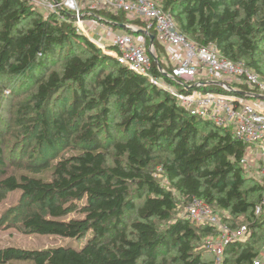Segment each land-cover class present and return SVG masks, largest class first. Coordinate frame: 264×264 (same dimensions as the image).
<instances>
[{
  "label": "trees",
  "instance_id": "16d2710c",
  "mask_svg": "<svg viewBox=\"0 0 264 264\" xmlns=\"http://www.w3.org/2000/svg\"><path fill=\"white\" fill-rule=\"evenodd\" d=\"M155 1L189 40L214 46L222 57L264 78V0ZM100 14L116 28L129 24L125 15ZM109 63H115L114 69L106 72L102 68ZM57 65L60 69L50 72ZM153 74L161 76L155 64ZM6 77L35 85L22 108L33 115L26 134L38 126L39 144L61 143L73 153L56 162L25 165L36 175L48 173L45 178H1L0 194L22 193V232L69 239L80 247L7 248L0 251V264H216L214 254L211 263L205 258L211 252L204 244L220 230L208 224L194 227L177 216L180 202L195 199L225 213L222 223L231 231L246 219V239L229 243L221 264L231 259L253 264L259 257L264 183L250 185L246 178L244 143L230 130L191 116L149 79L103 55L77 32L71 16L45 18L26 1L0 0V108ZM204 90L221 92L215 86ZM60 93L70 101H63L51 119L52 100ZM118 116L121 139L112 131ZM2 156L0 149L1 167ZM158 168L168 186L155 177ZM132 208L137 219L128 223ZM163 250L175 253L160 258Z\"/></svg>",
  "mask_w": 264,
  "mask_h": 264
},
{
  "label": "built area",
  "instance_id": "2783aa9c",
  "mask_svg": "<svg viewBox=\"0 0 264 264\" xmlns=\"http://www.w3.org/2000/svg\"><path fill=\"white\" fill-rule=\"evenodd\" d=\"M23 1L58 13L62 19L71 16L77 32L86 37V27L97 28L103 23L95 12L125 15L129 24L122 33L118 32L122 29L107 21L103 32L108 34V44L114 49L109 47L105 53L166 91L191 116L230 130L246 146L241 162L244 169L257 163L264 179V78L259 74L222 57L212 45L203 47L189 40L178 29L174 16L155 0ZM154 41L164 50L165 64L159 60ZM154 64L160 71L159 77L153 74ZM161 65H167L168 69ZM210 86L221 92L204 90ZM245 95L256 98L248 99ZM260 210L261 207L257 208V212ZM187 211L199 224L216 226L223 233L219 243L213 240L205 243V248L214 253L216 264L222 263L229 243L246 239V226L233 233L203 200H193ZM253 264H264V259L257 258Z\"/></svg>",
  "mask_w": 264,
  "mask_h": 264
},
{
  "label": "rangeland",
  "instance_id": "374dc122",
  "mask_svg": "<svg viewBox=\"0 0 264 264\" xmlns=\"http://www.w3.org/2000/svg\"><path fill=\"white\" fill-rule=\"evenodd\" d=\"M38 13H40L45 18L56 16L59 17L58 13L49 10H42L38 7H34ZM86 8L88 6L86 5ZM95 15L103 22L100 23V26L97 28L94 26L86 27L85 32L88 35V38L95 43L96 47L101 51L103 55L108 57V54L105 53V50L109 49V37L107 33L103 32V29L106 28V23L109 20L108 16L102 15L100 13H96ZM60 18V17H59ZM89 18V16H88ZM62 19V18H60ZM104 24V25H103ZM74 27L76 25L74 23ZM119 32V31H118ZM121 33V32H120ZM141 41V39H139ZM104 47V48H101ZM106 47V48H105ZM156 53L159 57V60L165 64L166 58L164 52H160L156 48ZM113 58V57H112ZM115 63L105 64L102 68L105 69L106 72L113 71ZM167 66V65H166ZM60 65L54 66L51 68L50 72L57 69H60ZM261 67L264 69V59H261ZM95 75H98L96 72ZM2 83V87L4 89V103L0 108V149L3 153V165L0 166V179L7 176H16L20 177L23 175L31 176V177H47L48 173L36 175L31 172L26 164L31 165H39L44 163L45 161L56 162L62 156L70 155L73 153L71 148L65 147V145L53 144V147H49L45 142H38L39 136V127L36 126L34 131L29 134H26V129L32 127V123L30 122V118L33 115H28L29 113L23 112L22 108L29 102L32 93L35 90V85L31 83H27L25 78L19 77L16 79H12L6 77ZM95 84L92 86L94 87ZM92 87V88H93ZM94 89V88H93ZM70 101V96L65 98L62 93L54 97L52 100V106L50 107L49 116L52 119L55 117V113L58 111V108L61 107L63 101ZM96 111L89 112L87 117L93 115ZM121 122V117H115L114 124L112 127V131L118 136L119 139L122 137L121 130H119L118 124ZM50 139V138H49ZM246 178L250 180V185L252 184H260L264 183V179L259 170V164L255 163L253 166L245 168ZM155 177L162 182L165 186H168L166 180H164L163 175L161 174V169L158 168L155 174ZM179 198L178 195H176ZM22 193L20 191L1 193L0 194V251H3L7 248H17L22 250H44L50 248H56L59 246L72 245L76 248L80 247V243L78 244L75 241L64 239L56 236H44V235H35V234H26L22 232L18 227V222L20 220V216L25 213L24 206L21 204ZM140 202L136 201L135 205H138ZM191 203H182L180 202V206L178 209L177 216L188 218L192 221L194 227L198 226V222L194 219L190 218L188 215V207ZM22 207V208H21ZM13 212L11 215L10 213ZM223 222V219L226 216L225 213L215 212ZM257 215L261 214V210L256 213ZM8 217V218H7ZM128 223H131L137 219L136 211L132 208L127 213ZM8 220V222H7ZM7 222V223H6ZM246 219L243 217L238 220L236 223V227L232 232L239 233L242 227L246 226ZM219 229V228H218ZM220 230V229H219ZM220 235L212 238H207L206 241L213 240L215 243H219L222 240L223 233L220 230ZM257 249L259 250V259H264V238H260V234L258 236ZM206 243V242H205ZM198 243L197 245H199ZM204 249L205 244H204ZM211 255H206L205 258L207 261L211 263L213 261L214 256L213 252ZM174 251H161L160 258L166 257L169 258L174 255ZM216 259V257H215ZM233 264V259H231ZM9 264H32L25 262H12Z\"/></svg>",
  "mask_w": 264,
  "mask_h": 264
},
{
  "label": "water",
  "instance_id": "95a60500",
  "mask_svg": "<svg viewBox=\"0 0 264 264\" xmlns=\"http://www.w3.org/2000/svg\"><path fill=\"white\" fill-rule=\"evenodd\" d=\"M123 29L127 30L128 28L127 27H122ZM154 37H152V41H153ZM248 99H254L256 97L252 96V95H245Z\"/></svg>",
  "mask_w": 264,
  "mask_h": 264
},
{
  "label": "crops",
  "instance_id": "0c3cea01",
  "mask_svg": "<svg viewBox=\"0 0 264 264\" xmlns=\"http://www.w3.org/2000/svg\"><path fill=\"white\" fill-rule=\"evenodd\" d=\"M124 31H125V29L124 30L123 29L122 30H119V32H121V33L124 32Z\"/></svg>",
  "mask_w": 264,
  "mask_h": 264
}]
</instances>
